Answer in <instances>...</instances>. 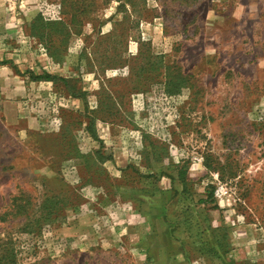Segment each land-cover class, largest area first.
<instances>
[{
    "label": "rangeland",
    "instance_id": "374dc122",
    "mask_svg": "<svg viewBox=\"0 0 264 264\" xmlns=\"http://www.w3.org/2000/svg\"><path fill=\"white\" fill-rule=\"evenodd\" d=\"M3 59L0 264H264V0H0Z\"/></svg>",
    "mask_w": 264,
    "mask_h": 264
},
{
    "label": "crops",
    "instance_id": "0c3cea01",
    "mask_svg": "<svg viewBox=\"0 0 264 264\" xmlns=\"http://www.w3.org/2000/svg\"><path fill=\"white\" fill-rule=\"evenodd\" d=\"M0 77L2 80L0 84L3 85L2 95L9 97L7 101L8 103L12 102L13 104L18 97H21L26 93V79L22 78L20 75H18V73L11 70L9 67L0 66ZM11 112V110H7V114L9 116L14 115V110L12 114Z\"/></svg>",
    "mask_w": 264,
    "mask_h": 264
},
{
    "label": "trees",
    "instance_id": "16d2710c",
    "mask_svg": "<svg viewBox=\"0 0 264 264\" xmlns=\"http://www.w3.org/2000/svg\"><path fill=\"white\" fill-rule=\"evenodd\" d=\"M8 63V61L7 60H5V59H3V60H0V65H4V64H7ZM55 78V76H53L52 74H49V73H45L44 75H42V74H31L30 75V79L31 80H36V81H39V80H46V81H49V80H52V79H54ZM65 82H67V80H64ZM65 84H67V83H65ZM180 175H181V177L184 179L185 178V175H186V172H184V171H182L181 173H180ZM184 181V180H183ZM213 193H211V195H212ZM27 205L28 204H19L17 207H16V213L17 214H22L23 213V210L25 209V208H27Z\"/></svg>",
    "mask_w": 264,
    "mask_h": 264
}]
</instances>
